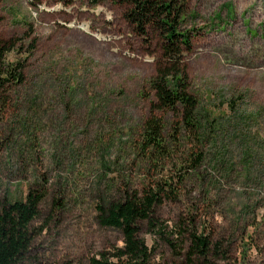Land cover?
<instances>
[{
	"label": "rangeland",
	"instance_id": "obj_1",
	"mask_svg": "<svg viewBox=\"0 0 264 264\" xmlns=\"http://www.w3.org/2000/svg\"><path fill=\"white\" fill-rule=\"evenodd\" d=\"M187 10L199 29L185 55L190 92L229 124L196 174L188 143L159 165L137 155L159 51L153 37L131 32L123 6L0 0V41L16 43L5 60L23 65L22 82L5 85L8 102L0 110V202L23 199L28 190L42 195L32 222L36 263L90 264L121 247L119 231L98 224L96 206L123 189L141 195L165 181L176 194L154 216L171 246L138 224L151 264H188L189 233L219 247L201 264L264 263V0H190ZM230 100L244 116L259 110L260 119L227 123L234 118ZM246 140L259 149L242 163Z\"/></svg>",
	"mask_w": 264,
	"mask_h": 264
},
{
	"label": "trees",
	"instance_id": "obj_2",
	"mask_svg": "<svg viewBox=\"0 0 264 264\" xmlns=\"http://www.w3.org/2000/svg\"><path fill=\"white\" fill-rule=\"evenodd\" d=\"M103 1L85 0V3L96 6ZM111 1L124 7L122 18L134 35L147 42L153 37L158 44L159 55L153 75L147 81L153 100L149 102L148 115L139 127L135 146L137 155L147 163L159 165L172 161L174 153L182 151L184 144L188 143L190 148L186 151V159L189 169L196 174L204 159L203 154L208 150L207 155L210 148H215L219 136L227 131L229 124H224L226 117H215L208 112L190 92L185 55L191 51L192 39L199 30L190 22L194 18L188 15L190 0ZM15 49V42L0 41V110L8 102L9 92L5 85L22 82L23 65H9L5 60V56ZM32 49L33 42L29 47ZM226 107L227 112L234 115L227 123H232L236 116L238 124L246 126L260 119V112L255 108L244 116L245 110H238L232 100L226 103ZM232 125L233 129L247 128L245 125L237 126V123ZM258 145L247 140L241 142L242 163L247 162L252 148L259 149ZM211 159L214 164L222 162L219 155H212ZM181 179L178 177L177 182ZM162 185L164 188L158 187L157 183L155 188L148 186L141 195L123 189L117 199L106 200L96 206L98 224L119 231L122 240L121 247L113 248L111 252H100L97 259L90 260V264H151L150 249L138 236V224L142 222L150 233L171 246L163 236V228L155 218L154 210L162 200L173 198L176 193L169 181ZM41 199L38 191L28 190L23 199L0 202V264H38L31 256L35 238L32 222L37 217ZM219 253V247L208 237L189 233L183 259L188 264L194 261L201 264Z\"/></svg>",
	"mask_w": 264,
	"mask_h": 264
}]
</instances>
